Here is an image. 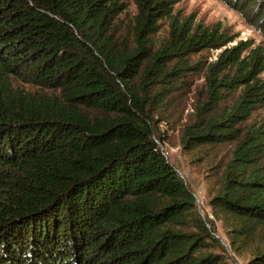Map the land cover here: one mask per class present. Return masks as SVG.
Instances as JSON below:
<instances>
[{
	"label": "trees",
	"instance_id": "obj_1",
	"mask_svg": "<svg viewBox=\"0 0 264 264\" xmlns=\"http://www.w3.org/2000/svg\"><path fill=\"white\" fill-rule=\"evenodd\" d=\"M180 1L0 0V264H231L213 219L264 264V45ZM223 1L264 35V0ZM199 74L213 219L159 146Z\"/></svg>",
	"mask_w": 264,
	"mask_h": 264
},
{
	"label": "rangeland",
	"instance_id": "obj_2",
	"mask_svg": "<svg viewBox=\"0 0 264 264\" xmlns=\"http://www.w3.org/2000/svg\"><path fill=\"white\" fill-rule=\"evenodd\" d=\"M125 1L129 7V12L131 14L136 13L137 7L135 0ZM175 10L181 11L183 15H194L197 21H202L207 25L221 22L230 32L239 35L237 40L250 39L256 46L258 44L264 45V35L253 25L249 24L238 10L231 8L223 0H181L175 6ZM167 28V22L165 21L162 27L163 32L159 36H163ZM217 53V51H204L200 55L194 56L193 60L197 61L202 59L211 62L216 58ZM188 80L190 81L189 84L193 85V87H185L180 91L176 90L175 95L177 94V99H175V105L178 103V113H175V116L171 118L169 124L163 123V139L159 141V146L165 156L177 168L186 184L194 192L196 204L202 216L214 218L212 214L213 209L209 204L210 182L208 177L213 171L214 173L216 172V169H213V171L210 170V166L219 159V152H217L214 159L210 156L208 160L200 158L196 162L193 160L194 155L188 153L181 143L183 123L187 122L190 116H195L199 111L198 107L201 105V98L198 89L204 85V76L199 74ZM16 83L22 87H26L21 81H16ZM175 105L172 107V110H174ZM259 115H264L263 109L254 114V119L258 118ZM197 150L199 149H195L194 151ZM208 151L210 155L213 153L211 149ZM213 221L215 222L216 232L221 237L226 249L223 247L219 248L218 251L226 253L230 257L231 264H247L250 254L247 252H236L231 245V239L228 235L226 225L217 219H213Z\"/></svg>",
	"mask_w": 264,
	"mask_h": 264
}]
</instances>
